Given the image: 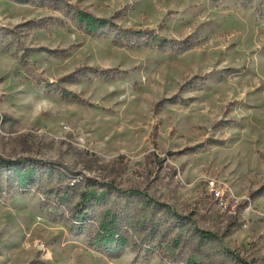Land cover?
I'll return each instance as SVG.
<instances>
[{"label":"rangeland","instance_id":"rangeland-1","mask_svg":"<svg viewBox=\"0 0 264 264\" xmlns=\"http://www.w3.org/2000/svg\"><path fill=\"white\" fill-rule=\"evenodd\" d=\"M0 264H264V5L0 0Z\"/></svg>","mask_w":264,"mask_h":264},{"label":"trees","instance_id":"trees-1","mask_svg":"<svg viewBox=\"0 0 264 264\" xmlns=\"http://www.w3.org/2000/svg\"><path fill=\"white\" fill-rule=\"evenodd\" d=\"M241 1H242L243 4L251 3V2H256V3L262 4V6L264 5V0H241ZM7 166L17 169L20 166V164L17 163V162H11L10 161V164H8ZM20 181H22V180L20 179ZM62 193H63V196H62L63 198L66 197V195H68V192L67 191H63ZM80 195H81V200L78 203H76V210H77L78 213H81V216H79L80 218H85V216L87 215V212H88L86 210V209H88V205L94 204V202H91L90 203V201L93 200L94 196H93L92 199H90L91 198V195H89L90 198H88V193L87 192H84V191L81 192ZM101 199H102V197H101ZM126 203H125V205H126ZM139 203L140 202H138L137 204H139ZM124 207L126 208L127 206H124ZM135 207H136V211L137 212H138V210H141L142 209V208H139L138 206H135ZM142 212H144V210H142ZM115 215H117V214H115ZM119 215H123V214H119ZM143 215H146V214L145 213H142V216H140V217L143 219V222H146L147 223L146 225L149 226V222H147V221H149L148 218H147L148 216H143ZM104 219H105V216L101 215L100 216V221H102V223L104 222L103 221Z\"/></svg>","mask_w":264,"mask_h":264},{"label":"clouds","instance_id":"clouds-1","mask_svg":"<svg viewBox=\"0 0 264 264\" xmlns=\"http://www.w3.org/2000/svg\"><path fill=\"white\" fill-rule=\"evenodd\" d=\"M41 102H45V101H41Z\"/></svg>","mask_w":264,"mask_h":264}]
</instances>
